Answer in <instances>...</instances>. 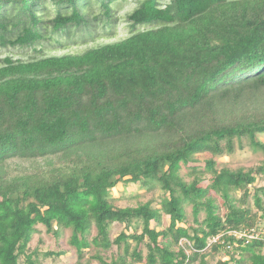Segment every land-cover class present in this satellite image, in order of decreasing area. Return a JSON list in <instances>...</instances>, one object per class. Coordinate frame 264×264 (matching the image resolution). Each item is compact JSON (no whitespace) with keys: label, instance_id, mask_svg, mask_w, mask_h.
Segmentation results:
<instances>
[{"label":"trees","instance_id":"1","mask_svg":"<svg viewBox=\"0 0 264 264\" xmlns=\"http://www.w3.org/2000/svg\"><path fill=\"white\" fill-rule=\"evenodd\" d=\"M97 1L0 0V47L34 50L0 58V264H264V157L220 160L264 155V0H137L123 37L48 54L115 34Z\"/></svg>","mask_w":264,"mask_h":264},{"label":"rangeland","instance_id":"2","mask_svg":"<svg viewBox=\"0 0 264 264\" xmlns=\"http://www.w3.org/2000/svg\"><path fill=\"white\" fill-rule=\"evenodd\" d=\"M137 5V0H123L120 1L119 5L117 6V11L116 15L119 18L114 25L113 29L111 30L113 33L115 32L114 35H106L107 32H104L102 37H97L95 40H91L90 38L86 43H81L79 45L73 43H70V46L66 48H61L59 49L57 45L54 47L47 44L45 51L48 52V54H62L64 52H76L83 50L87 47L97 45L99 43L107 42V41H113L116 40L120 37H123L125 35V31L127 30V23L125 22V16L126 14L131 11L135 6ZM86 11L90 13L92 16L98 15L101 12L100 9V4L97 0H89L88 5L86 6ZM121 22H123L121 24ZM99 22H95L97 25ZM33 49H20V48H1L0 47V58L5 57L8 53H13L17 58H28L29 54H33ZM259 137L261 140L264 141V134H260ZM202 159L205 158L204 155L200 156ZM264 155L260 152H255L253 151L248 145L245 147L243 150H238L234 155L232 156H225L221 158L220 160L223 161L225 164L230 166L231 168H240L244 167L246 169L251 168V167H256L258 166L262 160H263ZM188 171L185 170V173ZM260 185H264V180L260 179L259 180ZM140 183L137 184H131L125 187V197H123L118 203L120 205H135L138 203L139 198L136 197V194H138L140 191ZM116 197L121 196V190L118 188L115 190ZM149 197H151V194L148 195H142L140 197V200L144 201L147 200ZM188 213H189V218L193 219L192 217V208H188ZM204 213L201 214V218L204 216ZM261 226H264V219L261 221ZM42 232L41 233H36L34 235V238L31 242V248H39L41 251H49V250H67L70 248L68 244V238H69V232L66 233L64 236L63 240L58 242L56 241L55 237L53 235H50L46 233L45 228L41 227ZM263 232H264V227H263ZM220 257H223V255L216 257L213 259V262L216 263ZM225 258H228V255H225ZM76 256L75 254L70 251L68 254L56 257L55 260H47L46 264H75L76 261ZM94 264H99L98 262L94 261Z\"/></svg>","mask_w":264,"mask_h":264},{"label":"built area","instance_id":"3","mask_svg":"<svg viewBox=\"0 0 264 264\" xmlns=\"http://www.w3.org/2000/svg\"><path fill=\"white\" fill-rule=\"evenodd\" d=\"M239 235H242V233L241 234H239ZM217 238H215L214 240H216Z\"/></svg>","mask_w":264,"mask_h":264}]
</instances>
